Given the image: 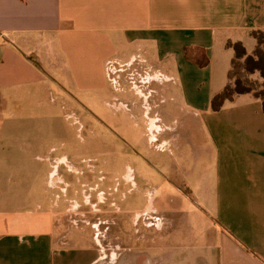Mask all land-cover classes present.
<instances>
[{"label":"crops","instance_id":"obj_1","mask_svg":"<svg viewBox=\"0 0 264 264\" xmlns=\"http://www.w3.org/2000/svg\"><path fill=\"white\" fill-rule=\"evenodd\" d=\"M257 29L264 31V0H0V115H51L58 101L59 115L69 102L108 116L109 61L158 70L159 88L175 110L196 117L212 149L213 172L202 177L200 201L162 175L168 181L155 192L159 204L133 216L137 224L150 212L170 220L167 234L138 235L155 251L143 264H264L262 101L243 93L211 108L228 82L229 43L241 41L251 53ZM97 107L103 112H94ZM43 147L28 140L0 145V164L29 155L43 160L31 151ZM12 176L0 189L4 207L21 194ZM177 195L190 204H178ZM101 246L86 232L65 233L43 213L0 217V264H97L105 257Z\"/></svg>","mask_w":264,"mask_h":264},{"label":"rangeland","instance_id":"obj_2","mask_svg":"<svg viewBox=\"0 0 264 264\" xmlns=\"http://www.w3.org/2000/svg\"><path fill=\"white\" fill-rule=\"evenodd\" d=\"M139 63L122 67L119 78L113 74L117 83L109 81L113 91L106 99L109 115L100 119L107 120L112 133L88 110L69 102L61 115L58 101L51 115L38 110L0 115V145L26 140L45 145L31 149L39 151L43 160L29 155L0 164V189L4 188V177L12 173L11 183L21 192L7 207L0 205L1 218L31 219L43 213L65 233L93 235L105 251L97 264H125L128 257L130 264H143L155 254L153 243L143 245L138 235L154 234L157 238L167 234L170 220L150 212L137 224L136 212L159 204L160 198L154 201V196L158 186H164V179L168 181L165 176L191 200L200 201L202 177L213 172V153L195 126L196 117L175 110L169 93L159 88L162 78L158 70L150 71L144 64L135 69ZM233 71L236 77L248 79L257 92H264V78L259 72L247 74L240 65ZM103 110L93 109L96 113ZM55 129L62 132L61 137ZM127 172L133 179H125ZM175 199L180 205L190 204L178 195ZM167 201L175 204L170 198ZM157 223L160 229L155 230Z\"/></svg>","mask_w":264,"mask_h":264},{"label":"trees","instance_id":"obj_3","mask_svg":"<svg viewBox=\"0 0 264 264\" xmlns=\"http://www.w3.org/2000/svg\"><path fill=\"white\" fill-rule=\"evenodd\" d=\"M251 35L256 40L255 49L251 53H247L241 41L229 43V46L234 50V57L232 59L226 86L211 99V108L214 111L221 109L225 101L231 100L236 95L243 93H252L255 97L261 99L264 110V92H257L250 85L248 79L243 80L242 77H236L233 71L234 68H238L240 65L247 74L259 72L264 78V31L259 29L253 30Z\"/></svg>","mask_w":264,"mask_h":264},{"label":"built area","instance_id":"obj_4","mask_svg":"<svg viewBox=\"0 0 264 264\" xmlns=\"http://www.w3.org/2000/svg\"><path fill=\"white\" fill-rule=\"evenodd\" d=\"M120 69H121V67L120 66L117 67L115 62H113V61H109L108 62V64H107V73L109 74L110 80H112L113 83H115V79L116 78H114V76H112V75L116 74V73L118 74L120 72ZM157 75L159 76V78H164V75L162 73H160L159 71H157Z\"/></svg>","mask_w":264,"mask_h":264},{"label":"flooded vegetation","instance_id":"obj_5","mask_svg":"<svg viewBox=\"0 0 264 264\" xmlns=\"http://www.w3.org/2000/svg\"><path fill=\"white\" fill-rule=\"evenodd\" d=\"M137 65H138V66H137ZM139 65H140V64H136V66L134 65L135 69H136V68H139V67H140ZM118 76H120V74H118ZM133 84H135V82H133ZM91 115H92L93 117H95V118L99 121V123H100L102 126H104L105 128L107 127L110 133H112V132L114 131L113 129L109 128V126H107V124H108V123H106L107 120H106V122H105L104 120L100 119V117H99L97 114H95V113H94V114L92 113ZM101 117H102V116H101ZM121 143H126V144H127L128 142H127V140H124V141L122 140Z\"/></svg>","mask_w":264,"mask_h":264},{"label":"bare ground","instance_id":"obj_6","mask_svg":"<svg viewBox=\"0 0 264 264\" xmlns=\"http://www.w3.org/2000/svg\"><path fill=\"white\" fill-rule=\"evenodd\" d=\"M153 123H154V122H152V124H153ZM152 124H151V125H152ZM153 126H154V125H153Z\"/></svg>","mask_w":264,"mask_h":264}]
</instances>
